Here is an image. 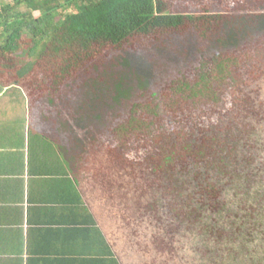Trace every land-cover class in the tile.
<instances>
[{"label": "trees", "instance_id": "obj_1", "mask_svg": "<svg viewBox=\"0 0 264 264\" xmlns=\"http://www.w3.org/2000/svg\"><path fill=\"white\" fill-rule=\"evenodd\" d=\"M256 82L264 84V0H0V95L20 88L42 114L69 119L80 161L105 180L110 234L131 264L181 261L169 237L177 212L160 197L139 209L123 189L149 154L142 113L201 131L186 157L194 176L216 182L203 186L189 215L200 217L194 226L205 243L225 248L218 264H264V90L255 97ZM194 111L198 121L185 118ZM173 131L165 137L182 139ZM95 145L96 159L88 152ZM173 161L159 167L155 189L182 181Z\"/></svg>", "mask_w": 264, "mask_h": 264}, {"label": "crops", "instance_id": "obj_2", "mask_svg": "<svg viewBox=\"0 0 264 264\" xmlns=\"http://www.w3.org/2000/svg\"><path fill=\"white\" fill-rule=\"evenodd\" d=\"M67 121L20 88L0 95V264H131L110 234L105 180L80 161Z\"/></svg>", "mask_w": 264, "mask_h": 264}, {"label": "rangeland", "instance_id": "obj_3", "mask_svg": "<svg viewBox=\"0 0 264 264\" xmlns=\"http://www.w3.org/2000/svg\"><path fill=\"white\" fill-rule=\"evenodd\" d=\"M262 90H264V84L261 82H256L254 88L255 93L253 95L260 99L261 94L259 93L262 92ZM182 108L183 110L187 111L185 106ZM207 113L211 116V112ZM188 114L195 116L197 121L200 119V117H202V114L200 115L198 111H194V113L187 112L185 114V118L188 117ZM262 116L264 118V114ZM139 119L141 123L143 122L150 128V130H147L148 137L144 140L146 145H143L149 154H145L141 159L136 161L133 166H131V169H133L132 173L128 175L127 179L129 180L128 182L124 183L125 187L123 189H128L130 192L136 195V202L139 209L144 208L146 211L152 210L155 208L157 202L156 198L160 197V201L162 200V202L167 205L172 213L177 212V214H174L175 222H171L175 226L176 233L169 236L173 238L171 240L173 243L172 247L177 251V253H180H175L176 262L179 261L180 256L181 261L179 264H218L217 261L220 258L219 256L224 253L223 251H225V248L214 241L205 243L202 236L203 232L200 230L201 225L198 224L196 227L194 226L195 222H200V217L194 215L192 220L191 216L189 215L191 208L194 207L195 204L191 203L192 200L196 202V200L198 201L202 199L201 192L203 186L205 184H209V182L210 184L211 182H216V178L211 177V175L207 176L206 180L194 176L196 175L195 173H197V170H194L195 163L193 160L186 157V152H188L189 147L194 151L198 141L197 137L195 136L197 135L195 134V131L200 130H195L194 127L188 130L184 126H178V124L174 122L175 118L171 117L169 114H162L161 120L157 121V119L152 118L150 114L142 113L140 114ZM223 119H227V117ZM205 120L208 121L207 116ZM151 126H155L156 129H152ZM170 127L175 128L176 132H173L176 134V137L180 136L182 139L180 138L176 141L174 139L169 140L166 138L165 130L166 128L170 129ZM203 129L205 130L206 128L204 127L201 130ZM152 132L154 133L152 134ZM154 137L158 138L154 140ZM189 138H192L194 142H188L187 140ZM133 139L135 142L138 141L135 137ZM130 141L133 140L130 139ZM99 147H104V144L99 145ZM97 149L98 148L96 145L95 147L90 146L88 149V152L90 155H92L91 157H94L95 159L99 157ZM170 155H173L174 161L171 164L169 163V167L173 169L174 177L177 175L179 177H181V175L183 176L182 181L180 180L178 182H173V187H171V183L165 187L162 183L161 189L158 187L155 189V181L158 180V183L162 182V179L159 177V167L161 166V170H166L167 167L164 166L166 164L165 161ZM166 166H168V164ZM124 167L128 169L129 166L126 165ZM186 175H188V177H185ZM209 201L214 207V204L218 202V199L209 198ZM181 202L183 204L185 202V204L183 205ZM171 205L172 208H170ZM134 210V208H131V212H126V215L131 217V219L133 218L131 223L135 225L137 218L139 219V216L133 212ZM157 215L158 214H156V216ZM214 220L215 219L213 218V221ZM127 223H130L128 218ZM203 223L204 221H201V224ZM147 226L149 227V225ZM214 229L216 232H218V227H214ZM160 233L166 236L170 233V230L168 231L164 229L161 230ZM219 234L220 233H218V235ZM139 264L147 263L140 261ZM149 264L152 263L150 262Z\"/></svg>", "mask_w": 264, "mask_h": 264}]
</instances>
